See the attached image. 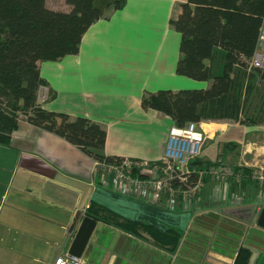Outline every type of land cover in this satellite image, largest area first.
I'll list each match as a JSON object with an SVG mask.
<instances>
[{"label":"crops","instance_id":"crops-1","mask_svg":"<svg viewBox=\"0 0 264 264\" xmlns=\"http://www.w3.org/2000/svg\"><path fill=\"white\" fill-rule=\"evenodd\" d=\"M184 1L125 0L121 9L109 10L91 24L77 54L40 62L46 94L55 95L44 108L100 124L107 155L159 160L173 123L168 116L141 108L143 91L200 89L211 83L175 73L180 34L169 20ZM65 6L62 11L68 10ZM216 52L222 55L217 49L213 59ZM207 64L213 73V60ZM206 121H201L206 127L201 158L211 160L220 144L231 142L237 146L230 157L237 154L244 165H264V120L251 125L208 121L213 128H207ZM100 166L63 138L19 120L9 145H0V264H54L58 255L68 253L91 202L140 228L133 227L134 232L96 220L80 256L86 264H233L243 228L229 212L243 206L242 201L234 203L241 194L259 198L258 190L255 194L241 187L230 205L204 208L211 199L225 201L234 185L210 183L201 202L183 205L178 200L169 210L164 200L149 203L114 192L102 184ZM147 227L160 237L168 228L179 231L173 252L165 248L164 239L155 243ZM252 233L246 244L251 249L249 264H264V229L257 226Z\"/></svg>","mask_w":264,"mask_h":264},{"label":"trees","instance_id":"trees-1","mask_svg":"<svg viewBox=\"0 0 264 264\" xmlns=\"http://www.w3.org/2000/svg\"><path fill=\"white\" fill-rule=\"evenodd\" d=\"M63 1L68 6L67 11L47 7L46 0H0V145H9L19 120H25L63 138L96 163L119 164L124 157L104 153L106 132L100 124L86 117L72 118L64 112L44 108L43 104L55 95L47 94L43 100L39 99L40 89L47 86L40 75L39 63L77 54L82 36L91 24L105 18L107 11L121 9L125 0ZM263 20L264 0H186L180 3L179 14L169 20L170 26L180 34L175 73L197 81L211 80V83L201 89L143 91L141 108L168 116L178 128L204 120L231 119L244 124L263 121L264 105L262 117L241 119L245 99L241 89H245L246 96L251 89L249 83L242 87L243 77ZM217 49L222 51V70L213 74L207 61L213 60ZM250 70L246 73L248 82L254 77L264 82L263 70ZM188 163L199 166L205 161L199 157ZM196 181L195 173L189 175L186 183L178 180L171 183L185 189L193 187ZM85 216L134 232L138 227L136 222L95 202L87 207ZM150 228L147 227L148 232L158 243L160 236ZM160 235L166 242L165 248L173 251L180 232L168 228ZM250 256V247L241 245L233 264H249Z\"/></svg>","mask_w":264,"mask_h":264},{"label":"built area","instance_id":"built-area-1","mask_svg":"<svg viewBox=\"0 0 264 264\" xmlns=\"http://www.w3.org/2000/svg\"><path fill=\"white\" fill-rule=\"evenodd\" d=\"M251 68L264 71V20L258 32L256 47L248 62V70ZM45 96L46 88L42 87L39 92V99L43 100ZM205 137L206 130L201 122H190L184 128L173 125L168 130L162 156L159 160L149 163L145 160L133 161L124 158L119 164H100L112 172L107 181L104 180L102 175V184H108L116 193L136 197L144 202L157 203L161 199L166 182L168 185L173 180L186 183L190 174L196 173L198 175L197 171H189L188 162L191 159L200 157L201 146ZM132 171H136L137 174L131 173ZM165 173L167 177L164 179L162 176ZM208 173L212 180L217 183L227 182L230 176H233L235 180H239L241 177L239 174L231 175L220 163H212L209 166ZM253 177L260 185H264V173L259 172ZM167 188L171 189L169 186ZM177 202L175 198H169L166 200V206L169 210H174ZM181 203L191 205V201L186 203L185 199H182ZM54 264L86 263L81 257L66 252L58 255L54 260Z\"/></svg>","mask_w":264,"mask_h":264},{"label":"rangeland","instance_id":"rangeland-1","mask_svg":"<svg viewBox=\"0 0 264 264\" xmlns=\"http://www.w3.org/2000/svg\"><path fill=\"white\" fill-rule=\"evenodd\" d=\"M46 3L50 7H55L61 10L66 8L65 6L66 4L64 3L63 0H46ZM221 63H223V57L220 53L216 52L213 59L214 74L217 73V68H219V65L221 66L220 70H222ZM250 72L251 70L250 71L246 70L245 75L243 77L242 87L244 88L249 83L251 85V89L249 91L250 93L247 96L244 95V93H246L245 89H241L242 90L241 96L245 98L243 102V110L241 112V119L245 118L246 116L257 118V116L260 115V117H262L261 107L264 105V82L260 81L257 77L252 78V80L248 82L249 79L247 74H249ZM194 89H198V88H194ZM208 121H215V120H208ZM208 121H206L207 128L208 125H212V123H209ZM203 127L206 128L204 125ZM209 128H213V125L209 126ZM236 146L237 145L234 143L226 142L219 145V151H217L216 156L211 160L200 157L202 161H205V164L199 166L189 165L188 168L189 171L198 172L197 183L195 187L192 188L187 187V189L186 188L184 189L178 185L172 186L171 183L170 185H168L166 182V185L161 195V199L158 202H162V200L166 201L169 198H175L177 201L179 200L181 202L182 199H185L186 203L191 201V204L194 202L195 199L197 203L201 202L200 200L201 194L203 193L204 188L208 187L206 184L209 185L210 183L213 184L217 183L212 180V178L208 173L209 166L212 165V163H220L225 169H227L231 173V175L239 174L241 177L239 180H235L233 176H230L228 178L227 182L234 185L233 186L231 185L229 187L228 189L229 193H227V195L229 196H226L225 201L220 203L219 201L214 202L213 199H211L208 202L207 201L205 202L204 208H213L219 210L221 208L220 205L222 203L224 205L227 203L229 204V202H231L233 196L237 195V193L239 192L238 188L240 189L242 187L243 190L249 189L250 193H255L258 190L259 198L258 197L256 198L255 196V198L250 199L245 197L246 194H241V195L238 194L241 196V198L236 199L234 203L238 204L241 203L242 201L243 206L240 205L234 206L233 209H231L229 212V217H232V219H235V221L238 220L240 222L239 225H241L242 223L243 236H242L241 245L247 246L246 244L248 243L250 236L253 234L252 232L257 228L255 221L259 208L264 204V194H261V192H264V185H260V183L253 176L259 172L264 173V165L260 162L251 163V165H244L243 162L240 161L241 159L235 157L237 156V154H235L234 157L233 156L230 157L229 154L236 149ZM234 152L236 153V151ZM148 162L151 163L152 161H148ZM99 169H100V173L104 177V180L107 181L112 175V172L105 166H100ZM131 173L137 174L136 171H132ZM162 177L165 179L167 177V174L165 173ZM168 186L171 187V189L167 188ZM246 196H248V194ZM230 197L231 199H229ZM220 213L221 215H223L222 212Z\"/></svg>","mask_w":264,"mask_h":264},{"label":"water","instance_id":"water-1","mask_svg":"<svg viewBox=\"0 0 264 264\" xmlns=\"http://www.w3.org/2000/svg\"><path fill=\"white\" fill-rule=\"evenodd\" d=\"M96 220L90 217H83L80 222V225L76 231V234L73 238V241L68 249V253L80 257L85 245L93 231L95 226ZM256 225L259 228L264 229V206L259 210L257 217H256Z\"/></svg>","mask_w":264,"mask_h":264}]
</instances>
